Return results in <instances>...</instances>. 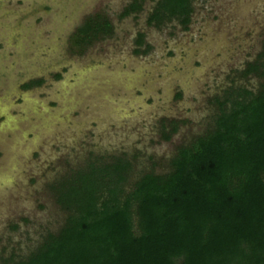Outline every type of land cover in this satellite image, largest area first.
Wrapping results in <instances>:
<instances>
[{
  "label": "rangeland",
  "instance_id": "obj_1",
  "mask_svg": "<svg viewBox=\"0 0 264 264\" xmlns=\"http://www.w3.org/2000/svg\"><path fill=\"white\" fill-rule=\"evenodd\" d=\"M136 1L120 16L132 0H0V259L24 258L61 226L58 180L115 157L130 164L127 183L160 174L211 127L214 98L264 84L240 75L264 62V0H193L186 29L147 24L158 0ZM94 14L111 34L78 51L74 33Z\"/></svg>",
  "mask_w": 264,
  "mask_h": 264
},
{
  "label": "trees",
  "instance_id": "obj_2",
  "mask_svg": "<svg viewBox=\"0 0 264 264\" xmlns=\"http://www.w3.org/2000/svg\"><path fill=\"white\" fill-rule=\"evenodd\" d=\"M192 1L158 0L146 22L175 19L186 29ZM139 7L132 0L120 16ZM111 31L104 17L87 16L72 43L82 51ZM240 75L264 78V62H246ZM214 104L211 127L177 147L160 174L127 183L130 164L115 157L55 182L61 226L24 258L0 264H264V84L232 87Z\"/></svg>",
  "mask_w": 264,
  "mask_h": 264
},
{
  "label": "crops",
  "instance_id": "obj_3",
  "mask_svg": "<svg viewBox=\"0 0 264 264\" xmlns=\"http://www.w3.org/2000/svg\"><path fill=\"white\" fill-rule=\"evenodd\" d=\"M26 85H27V84H26ZM26 85H24V88H25Z\"/></svg>",
  "mask_w": 264,
  "mask_h": 264
}]
</instances>
